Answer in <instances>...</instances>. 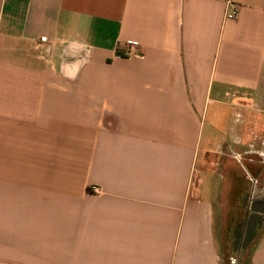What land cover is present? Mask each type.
<instances>
[{
  "label": "crops",
  "instance_id": "1",
  "mask_svg": "<svg viewBox=\"0 0 264 264\" xmlns=\"http://www.w3.org/2000/svg\"><path fill=\"white\" fill-rule=\"evenodd\" d=\"M247 181L264 0H0V264H226Z\"/></svg>",
  "mask_w": 264,
  "mask_h": 264
},
{
  "label": "flooded vegetation",
  "instance_id": "2",
  "mask_svg": "<svg viewBox=\"0 0 264 264\" xmlns=\"http://www.w3.org/2000/svg\"><path fill=\"white\" fill-rule=\"evenodd\" d=\"M247 197L242 199V204L239 212H235L233 226L230 229V240L233 244L234 254H242L244 250H247L251 245L250 239L253 237L254 233L258 234L264 229V226L260 229L261 222L256 219V210H252L251 197H253L252 191H249ZM254 193V191H253ZM255 240V239H254ZM250 243L249 247L246 249L247 245ZM237 248H241L240 250Z\"/></svg>",
  "mask_w": 264,
  "mask_h": 264
},
{
  "label": "rangeland",
  "instance_id": "3",
  "mask_svg": "<svg viewBox=\"0 0 264 264\" xmlns=\"http://www.w3.org/2000/svg\"><path fill=\"white\" fill-rule=\"evenodd\" d=\"M251 158V157H250ZM258 160H260V158H258ZM249 163V161H248ZM256 165L258 166H261L262 164L260 162H256L255 163ZM260 188H261V184L259 185ZM252 189V181H247V187H246V191H251ZM262 189V188H261ZM234 195V194H233ZM233 198L231 199L232 200V210L230 209L229 210V207L230 205H228V203L225 205V209L226 211L223 213V218H224V222L227 224V227L225 229V235H224V239H225V254H226V264H229L228 261H230L231 264H237V258L236 256L233 254L234 252V248H233V244L231 243V240H230V236H229V233H230V229L233 226V222H234V210L236 212H239L240 208H241V204H242V199L243 197H239L238 196H232ZM223 200H226V197H223L222 198ZM231 208V207H230ZM234 209V210H233ZM230 212V213H229Z\"/></svg>",
  "mask_w": 264,
  "mask_h": 264
},
{
  "label": "water",
  "instance_id": "4",
  "mask_svg": "<svg viewBox=\"0 0 264 264\" xmlns=\"http://www.w3.org/2000/svg\"><path fill=\"white\" fill-rule=\"evenodd\" d=\"M252 210H256V219L261 222L260 229L264 226V202L257 203L256 200L253 201ZM258 236V232L254 233L253 237L250 239V243L254 241V239ZM250 243L247 245L246 249L249 247Z\"/></svg>",
  "mask_w": 264,
  "mask_h": 264
},
{
  "label": "built area",
  "instance_id": "5",
  "mask_svg": "<svg viewBox=\"0 0 264 264\" xmlns=\"http://www.w3.org/2000/svg\"><path fill=\"white\" fill-rule=\"evenodd\" d=\"M237 14H238V12L234 11L233 13L228 14L227 17L230 18V19H234V18H236ZM130 45H131L132 48H131V51H130L129 55H138L140 57L143 56L142 54L136 52V47L139 46L138 43H130ZM97 189L98 188H96V190Z\"/></svg>",
  "mask_w": 264,
  "mask_h": 264
}]
</instances>
